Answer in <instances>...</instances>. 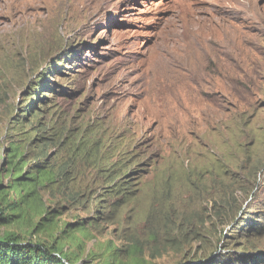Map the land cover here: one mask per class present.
<instances>
[{"label":"rangeland","instance_id":"1","mask_svg":"<svg viewBox=\"0 0 264 264\" xmlns=\"http://www.w3.org/2000/svg\"><path fill=\"white\" fill-rule=\"evenodd\" d=\"M41 167L43 213L0 236L264 264V0H0V189Z\"/></svg>","mask_w":264,"mask_h":264},{"label":"trees","instance_id":"2","mask_svg":"<svg viewBox=\"0 0 264 264\" xmlns=\"http://www.w3.org/2000/svg\"><path fill=\"white\" fill-rule=\"evenodd\" d=\"M17 150L18 147H15L14 154ZM52 177L48 167H41L26 181L14 179L16 181L12 189L16 191L18 199L10 198L8 190L0 189V219L10 224L25 221L32 223L34 217L43 213L41 210L44 207L43 203L39 204L41 197L36 195L37 187L41 181H51ZM11 216L16 219L9 220ZM38 223L39 221L35 223V227ZM22 239L23 237L15 232H6L0 236V264H65L63 259H69L63 255L59 246L47 248L40 244L25 243Z\"/></svg>","mask_w":264,"mask_h":264},{"label":"bare ground","instance_id":"3","mask_svg":"<svg viewBox=\"0 0 264 264\" xmlns=\"http://www.w3.org/2000/svg\"><path fill=\"white\" fill-rule=\"evenodd\" d=\"M158 62H159V60H158Z\"/></svg>","mask_w":264,"mask_h":264}]
</instances>
